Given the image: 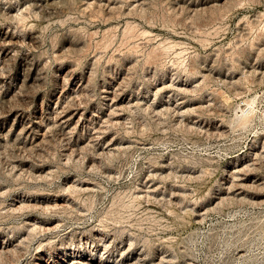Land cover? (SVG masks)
<instances>
[{
  "label": "rangeland",
  "instance_id": "rangeland-1",
  "mask_svg": "<svg viewBox=\"0 0 264 264\" xmlns=\"http://www.w3.org/2000/svg\"><path fill=\"white\" fill-rule=\"evenodd\" d=\"M0 264H264V0H0Z\"/></svg>",
  "mask_w": 264,
  "mask_h": 264
},
{
  "label": "bare ground",
  "instance_id": "bare-ground-1",
  "mask_svg": "<svg viewBox=\"0 0 264 264\" xmlns=\"http://www.w3.org/2000/svg\"><path fill=\"white\" fill-rule=\"evenodd\" d=\"M248 107H249V105H248ZM251 109V108H250ZM239 111V110H238ZM242 114V113H241ZM243 115V114H242ZM247 116V115H246ZM236 119V118H235ZM245 122V121H244ZM238 174V173H237Z\"/></svg>",
  "mask_w": 264,
  "mask_h": 264
}]
</instances>
